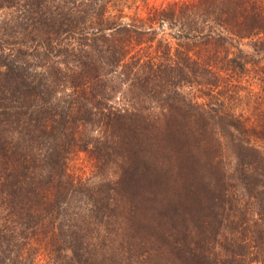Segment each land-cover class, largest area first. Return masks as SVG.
<instances>
[{
    "label": "trees",
    "instance_id": "16d2710c",
    "mask_svg": "<svg viewBox=\"0 0 264 264\" xmlns=\"http://www.w3.org/2000/svg\"><path fill=\"white\" fill-rule=\"evenodd\" d=\"M0 45V264H264V0H30Z\"/></svg>",
    "mask_w": 264,
    "mask_h": 264
},
{
    "label": "rangeland",
    "instance_id": "374dc122",
    "mask_svg": "<svg viewBox=\"0 0 264 264\" xmlns=\"http://www.w3.org/2000/svg\"><path fill=\"white\" fill-rule=\"evenodd\" d=\"M30 0H0V18H12V19H18V15L23 11L24 7H26V3ZM148 4H159L161 2H166L168 0H144ZM140 2V1H139ZM17 38V37H16ZM15 38V39H16ZM19 41L22 40V38L18 39ZM24 41V40H22ZM26 45H29V42L26 40L24 41ZM2 45V44H1ZM0 45V46H1ZM8 46V45H7ZM10 46V45H9ZM18 45H14L12 48H16ZM6 48V45L3 46ZM27 49V50H26ZM30 48H27L26 46H20L19 51H29ZM71 161L70 168L75 169L77 167H82L84 164L82 156H79L78 160ZM89 254L92 255L97 261H102L103 264H123L122 262V255L114 249H112V246L108 242L100 243L97 239L91 237L89 238V245H88ZM109 256L112 257V259H109Z\"/></svg>",
    "mask_w": 264,
    "mask_h": 264
}]
</instances>
